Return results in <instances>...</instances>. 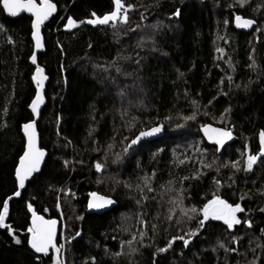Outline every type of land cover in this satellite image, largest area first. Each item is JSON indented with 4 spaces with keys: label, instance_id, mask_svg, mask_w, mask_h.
I'll return each mask as SVG.
<instances>
[{
    "label": "trees",
    "instance_id": "obj_1",
    "mask_svg": "<svg viewBox=\"0 0 264 264\" xmlns=\"http://www.w3.org/2000/svg\"><path fill=\"white\" fill-rule=\"evenodd\" d=\"M51 1L38 55L48 158L14 198L38 83L33 19L10 18L0 0V264H264V0H121L127 22L106 25L88 21L115 0ZM237 14L254 31L237 30ZM206 123L237 139L218 153ZM157 124L162 137L130 146ZM90 192L117 205L90 212ZM217 197L240 205V224H201ZM29 205L62 221L59 252L30 248Z\"/></svg>",
    "mask_w": 264,
    "mask_h": 264
},
{
    "label": "snow or ice",
    "instance_id": "obj_2",
    "mask_svg": "<svg viewBox=\"0 0 264 264\" xmlns=\"http://www.w3.org/2000/svg\"><path fill=\"white\" fill-rule=\"evenodd\" d=\"M245 0H241V3H244ZM116 10L113 11L110 15L104 16L102 19L97 18L95 20H90L88 23L92 24H102L106 25L109 24L110 21H116L118 18L121 19V22H127V9L125 6L121 4V0H115ZM3 7L8 11V13L12 16L18 15L21 11H28L33 12L36 17V21L34 24L35 32L34 36L36 38L37 47H42L40 43V26L55 10L56 6L51 3V0H41L40 4L36 3V0H3ZM179 14L178 12L176 13ZM95 15V14H93ZM238 22L241 21V17L236 18ZM254 23L251 20H244L240 26L241 27H249ZM76 23L73 20H69L68 27H75ZM33 62H35V56H33ZM43 70L38 69V73L42 74ZM46 79V77L41 76V79L37 82L38 86L42 88V81ZM43 103V98L41 95L36 97V100L33 101L32 109L34 112L38 113L39 105ZM25 131L29 132L28 136V150L25 152L24 156L21 158L20 161V168L17 170V176L19 178V185L20 187H24L25 181L36 171L39 170L40 163L45 155V153L39 150L36 147V133H35V121L32 123L26 124L24 126ZM161 129L159 127L151 129L149 132H141L140 136L137 137L132 143L138 142V140L143 136H150L154 133L159 132ZM219 131V130H213ZM222 135L227 138L230 137V133L223 132ZM264 136V134H262ZM222 143V141H221ZM264 154V153H262ZM257 160L256 156H250L248 160V168L251 169L252 165ZM97 169L101 168V165H96ZM15 195H19V192L15 193ZM93 197L96 196L95 193L92 194ZM103 202L102 203H90V208H101L104 207L106 204H111L113 201L106 200L104 198H100ZM29 207H31L29 205ZM191 211L195 212L196 209L193 208ZM203 215L204 220L211 218L223 220L229 228H232L236 224H240L241 221L237 218V213L244 211L240 205L232 206L228 204L226 201L221 200L219 197L213 199L208 204L204 206ZM8 214V204L5 202L3 206V212H0V226H4L5 218ZM204 221H201L203 224ZM56 221H45L43 217L35 216L33 219V227L30 228L28 231L32 233V241L31 246L35 249L38 253H47L49 247H55L54 236H55V226ZM179 239H183L180 237ZM17 243L20 241L17 240ZM187 243V242H186ZM171 247V244L169 245ZM166 249H161V251H165ZM59 252V248L56 249Z\"/></svg>",
    "mask_w": 264,
    "mask_h": 264
},
{
    "label": "water",
    "instance_id": "obj_3",
    "mask_svg": "<svg viewBox=\"0 0 264 264\" xmlns=\"http://www.w3.org/2000/svg\"><path fill=\"white\" fill-rule=\"evenodd\" d=\"M36 3L37 4H40L41 2H39L38 0H36ZM52 4H54L56 6V10L46 19L44 20V22L41 24L40 26V43L42 45V47H37V44H36V38L34 36V32H35V27H34V24H35V21H36V17H35V14L33 12H28V11H21L18 15L16 16H12L8 13V11L4 8L7 16H9L10 18H17V17H20L22 15H27L29 17H31L33 19L32 21V26H33V32H32V38H33V41H34V53L31 57V63L35 66V79L36 81L38 82L40 79H41V76L43 77H46V79H43L42 81V88L38 86L37 88V93L33 99L36 100V97L38 95H41L42 98H43V103H41L39 105V110H38V113L37 112H34L33 109H32V104H33V101L30 105V110L33 114V119L26 122L24 125H23V133L26 137V146H25V150L22 154V156L20 157V160H19V164H18V167H17V170L20 168V161H21V158L24 156L25 152L28 150V136H29V132H31V129L28 130V132L25 131V128L24 126L26 124H29V123H32L33 121H35V133H36V147L43 151L45 153L41 163H40V166H39V170L34 172L24 183V187H20L19 185V178L16 174V178L18 180V185H19V188H18V191L19 192V195H13L14 198H20L21 195H22V192L25 190V188L27 187V184L29 181H31L35 176L36 174L40 173L41 170L43 169L46 161H47V158H48V151L47 149H45L44 147H42L41 145V134H40V131H39V128H38V123L39 121L41 120V116H42V112L47 104V98H46V90H47V86H48V83H49V77L47 75V72H46V69L41 66L39 64V60H38V55L39 53H42L46 50V40H45V36L43 34V26H45L46 24H48L52 18L57 14L58 12V6L55 2L51 1ZM2 6H3V0H2ZM237 17H241V21L238 22L237 21ZM244 20H251V21H254V23L249 26V27H241L240 24L244 21ZM233 23H234V26L237 30L239 31H242V32H252L254 31V29L256 28L257 26V21L255 19H252V18H248V17H244L242 14H237L235 17H234V20H233ZM33 56H35V62H33ZM38 69H42L43 72L42 74L41 73H38ZM159 127L161 130L157 133H154L153 135H150V136H143L141 137L138 142L136 143H132L134 140L137 139L138 136H140V133L141 132H149L151 131V129L153 128H157ZM219 130V131H213V130ZM201 130V133L203 135V137L206 139V141L211 144V145H214L217 147V151L218 153L222 152L223 149L225 148L226 145L230 144V143H233L236 139H237V135L235 134L233 128H225V127H221V126H218V125H215L213 123H206L205 125L201 126L200 128ZM137 134V136L133 139V141L130 143V146H137L139 145L140 143H142L143 141H146V140H155L157 138H160L162 137L165 132H166V126L164 124H157V125H154L146 130H143ZM223 132H228L230 133V137L231 138H227V137H224L222 135ZM222 141V143H221ZM17 170H16V173H17ZM16 192V193H17ZM93 193L96 194L95 197H93ZM91 192L89 193V199H88V210L90 212H94V213H104L106 211H109L110 209H112L113 207H115L117 205V201L110 197V196H106V195H103L101 193H98V192ZM100 198H104L106 200H111L113 201V203L111 204H106L104 207H101V208H90L89 207V204L90 203H102L103 201L100 199ZM225 201V200H224ZM204 209V208H203ZM29 212L31 214V226L33 227V219H34V214L35 216H39V217H43V219L45 221H51V220H55L57 223H56V226H55V236H54V241L53 243L55 244V247H49L48 249V252L46 254H48L51 250L55 249L58 247V243H59V237H60V234H61V230H62V221L57 218V217H53V218H49V217H46L45 215L39 213L36 208L34 206H31L29 208ZM202 215H203V211L201 212ZM204 221L203 223H207L208 219L207 220H203ZM31 227V228H32ZM31 241H32V233L30 232L29 233V246L30 248L38 255H45V253H38L35 251V249L32 248L31 246Z\"/></svg>",
    "mask_w": 264,
    "mask_h": 264
},
{
    "label": "flooded vegetation",
    "instance_id": "obj_4",
    "mask_svg": "<svg viewBox=\"0 0 264 264\" xmlns=\"http://www.w3.org/2000/svg\"><path fill=\"white\" fill-rule=\"evenodd\" d=\"M263 147H264V146H263ZM227 203H228V202H227ZM228 204H229V203H228ZM232 206H233V205H232ZM236 215H237V214H236ZM210 219H214V218H211V217H210V218L208 219V221H209ZM214 220H216V221H220V222L224 223L225 225H227L223 220H218V219H214ZM208 221H207V222H208Z\"/></svg>",
    "mask_w": 264,
    "mask_h": 264
},
{
    "label": "bare ground",
    "instance_id": "obj_5",
    "mask_svg": "<svg viewBox=\"0 0 264 264\" xmlns=\"http://www.w3.org/2000/svg\"><path fill=\"white\" fill-rule=\"evenodd\" d=\"M264 152V151H263ZM262 153V152H261ZM39 174V173H38ZM91 193V192H90ZM93 193V192H92ZM99 193V192H98Z\"/></svg>",
    "mask_w": 264,
    "mask_h": 264
},
{
    "label": "rangeland",
    "instance_id": "obj_6",
    "mask_svg": "<svg viewBox=\"0 0 264 264\" xmlns=\"http://www.w3.org/2000/svg\"><path fill=\"white\" fill-rule=\"evenodd\" d=\"M56 263H58V262H56Z\"/></svg>",
    "mask_w": 264,
    "mask_h": 264
}]
</instances>
